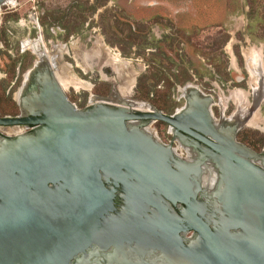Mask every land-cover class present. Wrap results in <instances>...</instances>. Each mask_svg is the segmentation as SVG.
<instances>
[{
    "label": "water",
    "instance_id": "water-1",
    "mask_svg": "<svg viewBox=\"0 0 264 264\" xmlns=\"http://www.w3.org/2000/svg\"><path fill=\"white\" fill-rule=\"evenodd\" d=\"M25 73L18 115L0 117V128L33 126L0 136V264H264V150L235 141L249 115L228 122L234 113L218 112L214 123L212 97L190 84L179 89V116L200 108L208 131L143 102L149 109L134 111L139 101L114 90L88 101L115 105L77 109L46 64ZM154 122L211 149L212 166L193 167L199 178L189 181L170 145L143 132ZM206 166L215 174L209 192Z\"/></svg>",
    "mask_w": 264,
    "mask_h": 264
},
{
    "label": "rangeland",
    "instance_id": "rangeland-1",
    "mask_svg": "<svg viewBox=\"0 0 264 264\" xmlns=\"http://www.w3.org/2000/svg\"><path fill=\"white\" fill-rule=\"evenodd\" d=\"M13 1L14 6H0V117L18 115L14 102L16 91L25 72L37 59L30 51L23 50L22 44L40 39L48 51L57 44L66 46L68 53L63 62L70 66L72 75L91 85L89 92L71 87L63 91L77 109L86 106L88 95L107 98L113 90L112 82H120L114 67L105 64L104 55L101 57L95 51L94 46L101 43L107 55L130 62L128 64L135 71L133 86L124 94L131 100L152 106L151 101L159 95L167 101L161 111L165 113L176 105L179 96L176 88L190 84L211 96L215 104L212 111L222 112L225 117L237 112L231 98L233 94H247L242 103L245 109L242 115H251L248 110L255 102V95L246 55L260 53L264 74V0L77 2L82 8L105 2L93 13L71 8L74 4L71 0ZM27 16L37 19L39 31L27 22ZM71 44L75 49L80 48L77 53L82 57L73 52ZM156 70L161 71L164 82H155ZM139 78L146 85H156L157 95L151 101L136 98L140 95L135 92ZM252 115L257 117L260 128L246 123L237 135L255 132L264 136V100ZM151 129L160 137L156 127Z\"/></svg>",
    "mask_w": 264,
    "mask_h": 264
},
{
    "label": "bare ground",
    "instance_id": "bare-ground-1",
    "mask_svg": "<svg viewBox=\"0 0 264 264\" xmlns=\"http://www.w3.org/2000/svg\"><path fill=\"white\" fill-rule=\"evenodd\" d=\"M4 5L14 6V1L8 0L4 2ZM73 46L74 44L70 45L73 52L75 54H78L80 57H82L81 53L79 52L77 53V50L79 51L80 48L75 49V47ZM68 47H69V44H68ZM94 48H95V51H97L96 53L101 54V57L102 55L105 56V57L103 56V58L105 59V64L108 63L109 65H112L114 67L117 77H119L120 79V82L117 84H115L116 81L112 82L114 84L113 86L114 93L120 99V101H127L128 98L125 97L124 94H127L128 91L132 88L134 79L136 76L135 71H132L130 65L128 64L130 62L128 63H126L125 61L122 62L118 59L116 55H107L106 47L101 43L96 44ZM22 49L25 51L26 50L30 51L37 58L34 65H37L42 62L46 64V66L51 70L54 79L56 80V82L58 83L62 91H64L68 87H71L75 90L82 89L88 92L91 90V85L89 83L81 81L80 79L72 75L70 66L63 62L64 60L63 57H65V55L68 53L66 46L57 44L52 47L51 51H48L44 48L43 43L41 42V39H40L38 41H28V40L25 41L22 44ZM260 57L261 56L259 52L257 53L251 52L246 55V59L248 62L246 66H247L248 72L250 73V78L252 80V85H253L254 95H255L254 96L255 102L253 106L249 108L250 110H248L251 114L249 115L250 117L248 116V118L245 119L246 121L244 120V123L242 122L244 125L248 123L251 126H254L256 128H260L258 126L259 122H258L257 117L255 115H252V112L256 110L260 102L264 100V97H263L264 96V74H263V71L261 70ZM86 70L87 69H85L84 72ZM27 78H28V73H25L23 77L22 85L26 83ZM19 94L20 92L17 91L14 97L15 101H17ZM246 96L247 94L243 92L233 94L231 98L235 102V105L237 106V110H236L237 112L233 114L232 118L229 119L228 122L233 121L234 118L236 120H243L242 113H245L243 112V110L245 109L243 108L242 103L245 102ZM261 97L263 98L261 99ZM112 102L113 103L115 102L114 99H112V97L110 98V101H103L101 99H95V98H90L89 100L90 104H102V103L103 104H108V103L113 104ZM258 102L259 104L257 105ZM252 103H253V99H252ZM130 107L134 111L138 110L141 112H146L149 109L146 105L140 102H137V103L133 102L131 103ZM222 109H223V106L220 107V111H222ZM262 130L264 131V128H262ZM143 132L145 134L150 135L151 137L155 135V132L150 127L145 128ZM12 134H16V129L12 131ZM203 171L205 173V177L203 178L202 183L204 185V188L207 189L209 192L214 187L215 174L208 166L204 167Z\"/></svg>",
    "mask_w": 264,
    "mask_h": 264
},
{
    "label": "flooded vegetation",
    "instance_id": "flooded-vegetation-1",
    "mask_svg": "<svg viewBox=\"0 0 264 264\" xmlns=\"http://www.w3.org/2000/svg\"><path fill=\"white\" fill-rule=\"evenodd\" d=\"M117 83H119V82H117ZM175 102H176V105L172 106L170 108V111L165 112V113H162L161 111L160 112L162 114L168 116V117H171L173 115L177 116L178 122L182 126L196 124L197 128L201 129L202 131H208L207 128L203 126V124H205V123L200 116V112H201L200 108L195 107L192 109V111L190 112V114L188 116L185 115L184 117H180L179 113L183 107V99L180 96H178V98L175 100ZM110 105H112V104H110ZM214 106H215V104H212L210 106L209 110H210V116H211L213 122L216 123L219 121L220 116L218 113L216 114L215 112L211 111ZM136 111H138V110H136ZM16 116H14V117H16ZM223 116L225 117V115H223ZM40 117H41V115H36L35 117H33V119H38ZM11 118H13V117H11ZM153 126L156 127L159 131L160 137H158L156 132L153 130L155 132V135H156V138L158 139V141L164 145H170L171 149L174 151L175 155L180 159V161H182L183 164H186L188 172L189 173H190V171L192 172L189 174V177H188L189 181L191 179L198 180V178H199V172L196 175L195 170L192 171L193 167L195 168L198 166L197 168H199V167H201V165L208 164V163L212 166L213 160L215 159V158L214 159L211 158V156L214 155L213 151H211V149H209L207 146H205L204 144L199 142L197 139H195L194 137H192L191 135H189L187 133H183V132H177V133L175 132L174 133L166 124H163L161 122L152 123L150 125V128H152ZM212 126L214 129H216L220 132L221 129L217 128L215 126V124H212ZM14 128L16 129V134H12V131L15 130ZM32 129H33V126H14V127L0 128V136L1 137H13V136L20 134V133H28ZM188 129L190 132H192L198 136H202L198 131H196L192 128H188ZM220 136H221V139L223 140L224 136H222V135H220ZM202 137H203L202 139L208 140V141L213 143V141H211L210 139H207L204 136H202ZM235 141L237 143L243 145L241 142H239L237 140V134L235 136ZM243 146H245V145H243ZM262 149L264 150V147H262L259 151H261ZM204 177H205V173L203 171V175L201 178V186L203 189H205L204 185L202 183V180ZM205 190L208 191L207 189H205ZM198 197L199 196L197 195L196 199ZM113 205L116 209H118V207L120 205V201L117 197H115L113 199ZM191 234H192V232H188L185 235V237H189Z\"/></svg>",
    "mask_w": 264,
    "mask_h": 264
},
{
    "label": "trees",
    "instance_id": "trees-1",
    "mask_svg": "<svg viewBox=\"0 0 264 264\" xmlns=\"http://www.w3.org/2000/svg\"><path fill=\"white\" fill-rule=\"evenodd\" d=\"M74 4L71 8H80L81 12L89 11V12H94L95 9L97 8H101L104 3L102 2L101 4L98 5H94L92 7L87 6V8H82L81 5L77 4V2L82 1V0H71ZM86 1L84 2L85 5ZM62 18H65L62 17ZM78 18H81V15H78ZM82 20V19H81ZM155 82L157 83L158 81H163L165 78L163 76V74L161 73L160 70H156L155 73ZM142 78H139L136 82V87H135V92L136 94L139 93L140 95H138L136 98L138 100H149L151 101V99L153 97H155L157 94V91H155V86H149L146 85L145 83L141 82ZM164 82V81H163ZM170 84L167 83V86H169ZM153 88V89H152ZM152 102V107H154V109L158 110V111H163V109L166 107V99L162 98L161 96L158 95V98L154 99V102ZM251 135H246V133H241L237 135V139L239 142H241L243 145L246 144L247 147H251V150L254 152H258L262 147H264V136L259 135L255 132H250ZM248 136V137H247ZM254 136H256V138H254ZM249 137L251 139H249Z\"/></svg>",
    "mask_w": 264,
    "mask_h": 264
},
{
    "label": "built area",
    "instance_id": "built-area-1",
    "mask_svg": "<svg viewBox=\"0 0 264 264\" xmlns=\"http://www.w3.org/2000/svg\"><path fill=\"white\" fill-rule=\"evenodd\" d=\"M27 22L30 23L32 25L33 28L37 29L38 31L40 30V27L38 26V23H37V19H33V17H30V16H27ZM24 21H21V24H23ZM58 29H56L57 31ZM156 29L153 32V34L155 35L156 34ZM179 89L180 88H176V92L177 94H179L180 96V92H179Z\"/></svg>",
    "mask_w": 264,
    "mask_h": 264
}]
</instances>
